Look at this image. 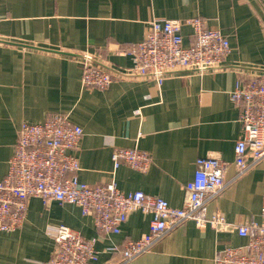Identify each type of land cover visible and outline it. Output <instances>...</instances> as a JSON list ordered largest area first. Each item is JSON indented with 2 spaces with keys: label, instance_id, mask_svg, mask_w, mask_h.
Here are the masks:
<instances>
[{
  "label": "crops",
  "instance_id": "crops-1",
  "mask_svg": "<svg viewBox=\"0 0 264 264\" xmlns=\"http://www.w3.org/2000/svg\"><path fill=\"white\" fill-rule=\"evenodd\" d=\"M0 17V181L21 125L56 113L69 114L83 130L76 156L80 181L88 185L114 180L124 193L140 191L181 208L199 158L228 162L225 181H232L242 126L230 93L240 78L264 72V0H0ZM196 17L230 41L220 70L167 74L160 86L152 76L124 78L106 89L82 86V56L127 71L133 64L126 52L145 39L152 20ZM183 35L190 45L191 30ZM119 148L150 154L149 171L126 164L115 170L112 154ZM263 205L264 160L210 201L206 214L238 226L260 222ZM151 219L138 210L119 235H108L78 206L32 198L22 227L0 235V264H46L60 225L95 241L96 264H123V244L146 235ZM247 242L231 227L190 221L126 264H215L221 250Z\"/></svg>",
  "mask_w": 264,
  "mask_h": 264
},
{
  "label": "built area",
  "instance_id": "built-area-1",
  "mask_svg": "<svg viewBox=\"0 0 264 264\" xmlns=\"http://www.w3.org/2000/svg\"><path fill=\"white\" fill-rule=\"evenodd\" d=\"M2 19L0 17V23ZM144 40L126 52L133 66L115 71L82 56V86L85 89H106L124 78L152 76L158 86L164 76L176 72L220 70L231 53L229 39L221 30L196 17L184 21L154 19ZM189 28L193 37L185 45L183 30ZM231 101L240 109L242 136L235 145V176L243 177L264 160V72L240 78L230 93ZM83 136L80 126L69 114H50L40 124L23 123L18 142L9 160L8 172L0 181V235L20 229L25 221L29 200L39 198L45 204L58 202L81 208L91 216L100 233H121L130 214L138 210L151 214L149 232L137 240L123 244L122 263L151 252L171 231L187 222L197 227L211 226L236 230L247 239L241 247L221 250L215 264H264V205L261 221L250 220L242 225L228 224L221 215L208 217L207 205L231 183L225 181L229 163L217 158H199L194 178L185 187V200L175 208L163 198L143 192H122L116 182L88 185L80 181V162L76 156ZM114 169L126 164L131 169L147 173L152 158L138 148L115 149L112 154ZM56 251L46 264H96L99 252L95 241L60 225L55 233ZM116 252V247L111 248Z\"/></svg>",
  "mask_w": 264,
  "mask_h": 264
},
{
  "label": "water",
  "instance_id": "water-1",
  "mask_svg": "<svg viewBox=\"0 0 264 264\" xmlns=\"http://www.w3.org/2000/svg\"><path fill=\"white\" fill-rule=\"evenodd\" d=\"M61 53H63V52H61ZM64 54V53H63Z\"/></svg>",
  "mask_w": 264,
  "mask_h": 264
}]
</instances>
